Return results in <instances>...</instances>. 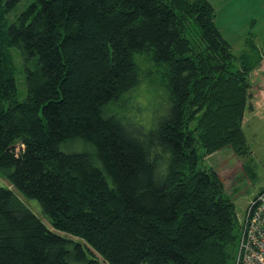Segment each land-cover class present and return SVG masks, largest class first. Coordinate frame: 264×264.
<instances>
[{
    "label": "trees",
    "instance_id": "trees-1",
    "mask_svg": "<svg viewBox=\"0 0 264 264\" xmlns=\"http://www.w3.org/2000/svg\"><path fill=\"white\" fill-rule=\"evenodd\" d=\"M22 1L0 0V264H235V204L199 164L249 153L264 89L209 0ZM138 56L167 90L148 129L124 110Z\"/></svg>",
    "mask_w": 264,
    "mask_h": 264
},
{
    "label": "rangeland",
    "instance_id": "rangeland-1",
    "mask_svg": "<svg viewBox=\"0 0 264 264\" xmlns=\"http://www.w3.org/2000/svg\"><path fill=\"white\" fill-rule=\"evenodd\" d=\"M30 1L23 0L16 6L13 10L16 16ZM212 5L215 24L221 28L223 38L231 46L235 67H240L241 64L251 68L257 67L264 46V0H212ZM14 56L18 69L17 100L23 101L26 97L25 74L19 55ZM136 59L142 71V84L124 101V110L133 109L131 113L135 116L133 121L141 123L144 129H148L167 112L163 110L167 90L159 69L157 72L155 68L154 72L146 58L138 56ZM148 71L153 74L146 76ZM119 106L120 103L117 104L118 108ZM243 132L249 148L247 155L239 157L231 149L224 148L204 157L199 164L201 169L213 168L216 171L224 184L226 195L235 204L238 218L245 213L251 200L264 189V108L249 117L247 123L243 125ZM0 183L10 186L2 171ZM19 198L46 223L36 200Z\"/></svg>",
    "mask_w": 264,
    "mask_h": 264
},
{
    "label": "built area",
    "instance_id": "built-area-1",
    "mask_svg": "<svg viewBox=\"0 0 264 264\" xmlns=\"http://www.w3.org/2000/svg\"><path fill=\"white\" fill-rule=\"evenodd\" d=\"M235 264H264V189L238 218Z\"/></svg>",
    "mask_w": 264,
    "mask_h": 264
},
{
    "label": "crops",
    "instance_id": "crops-1",
    "mask_svg": "<svg viewBox=\"0 0 264 264\" xmlns=\"http://www.w3.org/2000/svg\"><path fill=\"white\" fill-rule=\"evenodd\" d=\"M209 2L212 4V0H209ZM213 6V5H212ZM217 26V25H216ZM219 32L221 33V35L223 36V32L221 30V28L219 26H217ZM250 77L259 85L264 89V59L261 57V60L258 64L257 67L253 68V70L250 72ZM264 108V105L258 109L261 110ZM257 110V111H258ZM256 111V112H257ZM254 112V113H256ZM253 113V114H254ZM249 119V118H248ZM247 123V122H246ZM245 123V124H246Z\"/></svg>",
    "mask_w": 264,
    "mask_h": 264
}]
</instances>
